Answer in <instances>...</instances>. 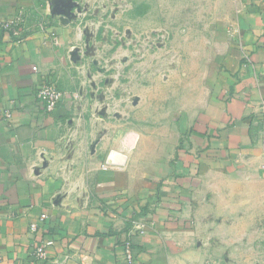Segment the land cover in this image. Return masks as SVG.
<instances>
[{
  "label": "crops",
  "instance_id": "1",
  "mask_svg": "<svg viewBox=\"0 0 264 264\" xmlns=\"http://www.w3.org/2000/svg\"><path fill=\"white\" fill-rule=\"evenodd\" d=\"M20 10L24 38L0 44V264H127L132 214L148 226L135 264H264V0L242 3L206 109L170 135L115 138L124 161L110 170L109 131L95 142L68 99L51 113L36 103L70 64L71 24L47 0H0V23ZM42 213L46 260L30 231Z\"/></svg>",
  "mask_w": 264,
  "mask_h": 264
},
{
  "label": "rangeland",
  "instance_id": "2",
  "mask_svg": "<svg viewBox=\"0 0 264 264\" xmlns=\"http://www.w3.org/2000/svg\"><path fill=\"white\" fill-rule=\"evenodd\" d=\"M247 1L61 0L73 28L67 46L79 54L74 62L64 49L70 64L55 80L69 116L95 142L109 131V154L124 134L178 132L212 102ZM53 6L47 0L48 16Z\"/></svg>",
  "mask_w": 264,
  "mask_h": 264
},
{
  "label": "built area",
  "instance_id": "3",
  "mask_svg": "<svg viewBox=\"0 0 264 264\" xmlns=\"http://www.w3.org/2000/svg\"><path fill=\"white\" fill-rule=\"evenodd\" d=\"M29 21V14L24 10L18 11L6 22L0 23V44L12 36L23 39L26 32L25 26ZM40 28L46 30V24L40 23ZM247 58V55H244ZM36 69V67H34ZM36 103L41 112H53L63 99V93L58 87V84L53 79L45 78L35 91ZM261 105L264 111V98L261 100ZM9 116V115H8ZM122 164L116 160L111 159L110 156L102 164L103 170H110L112 168H120ZM48 218L47 213H42L40 217L31 222L30 231L36 236V243L33 246V255L38 260H46L48 258L47 248L53 244L51 240L44 238L41 229L42 224ZM130 227L127 233L122 238V256L127 264H135L136 252L134 249L135 238L144 235L147 232V225L142 222L139 217L134 214L129 219Z\"/></svg>",
  "mask_w": 264,
  "mask_h": 264
},
{
  "label": "water",
  "instance_id": "4",
  "mask_svg": "<svg viewBox=\"0 0 264 264\" xmlns=\"http://www.w3.org/2000/svg\"><path fill=\"white\" fill-rule=\"evenodd\" d=\"M53 9H52V13L53 15H57L59 16L60 20L63 23H67L69 21V9H65L63 8L61 5V0H53ZM70 55L72 56V59L74 62H76L77 60H79V54H78V49H74L70 51Z\"/></svg>",
  "mask_w": 264,
  "mask_h": 264
},
{
  "label": "bare ground",
  "instance_id": "5",
  "mask_svg": "<svg viewBox=\"0 0 264 264\" xmlns=\"http://www.w3.org/2000/svg\"><path fill=\"white\" fill-rule=\"evenodd\" d=\"M121 156V154L119 153V152H117V151H113L111 154H110V157H111V159H113V160H120L122 157H120ZM122 160L124 161V157L122 158ZM121 160V161H122Z\"/></svg>",
  "mask_w": 264,
  "mask_h": 264
}]
</instances>
